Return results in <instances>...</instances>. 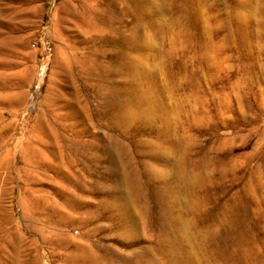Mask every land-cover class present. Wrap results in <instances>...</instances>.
<instances>
[{
    "label": "rangeland",
    "instance_id": "1",
    "mask_svg": "<svg viewBox=\"0 0 264 264\" xmlns=\"http://www.w3.org/2000/svg\"><path fill=\"white\" fill-rule=\"evenodd\" d=\"M256 31L263 32L257 40L264 45V0H0V264H69L65 258L80 245L102 264H121L130 257L121 254L135 248L150 246L154 254L153 239L128 242L132 217L123 214L129 210L138 219L150 194L159 211L149 201L138 229L143 233L140 224L152 220L146 235L159 239L164 235L156 218L160 223L165 217L168 232V216L187 214V200L168 176L171 144L188 135L194 151L213 153L219 139L230 136L220 129L213 106L237 82L244 83V96L255 83L264 89V67L251 66L247 46L233 52L234 39L256 44ZM221 40L227 43L226 69L215 72L205 61L204 45ZM190 105L201 117L207 109L212 121L189 126L184 113ZM254 126L260 135L264 115ZM259 135L246 145L222 147V154L232 153L239 178L218 181L202 195L208 200L204 214L242 197L245 174L254 166L246 157ZM139 153L152 170L148 184L132 177L143 167L122 165L128 156L136 162ZM122 168L131 171L129 180L113 174ZM125 186L132 197L142 189L139 207L122 203ZM68 198L78 201L74 210ZM259 207L244 212L236 232L255 222L258 242L246 241L245 254L254 247L249 258L264 260ZM175 227L186 230L181 219Z\"/></svg>",
    "mask_w": 264,
    "mask_h": 264
},
{
    "label": "bare ground",
    "instance_id": "2",
    "mask_svg": "<svg viewBox=\"0 0 264 264\" xmlns=\"http://www.w3.org/2000/svg\"><path fill=\"white\" fill-rule=\"evenodd\" d=\"M106 23H108V21ZM240 31L241 30L239 28L237 35H239ZM262 34L263 32L256 33L255 40L259 39ZM236 38L237 40L240 39L239 37ZM125 40L126 38H123L121 41ZM235 40L236 39L232 41L234 42L232 43L233 52L240 53V50L244 48V46H247V50L249 52L247 60L251 64V66H259L260 68L264 67V45H261L259 43V40H257L258 43L256 42V44L254 45V40L249 41L243 39L240 44L235 42ZM207 44L204 45L205 61L211 64L215 72H221L226 69L227 59L223 56L225 55V53H227V43L221 40V42L218 44H214L212 42V46ZM252 46L254 47L253 49ZM217 53L219 54V59L215 57ZM120 55L123 57L126 54L121 53ZM123 59L127 60V56H125ZM253 83L254 81H252V84ZM242 85H244V83L237 82L233 85L230 94L224 93L222 98L220 97V95H217L216 97L213 106L214 115L217 117L215 120L220 125V129L229 131L230 136L221 137L219 139V147L215 149V152H210L213 149H209L208 151H194L191 147L189 140L190 138L188 135H184L182 137V140H177L176 142L171 144L172 150L170 152L173 157L166 160L168 162V166H171V168L168 169V176L173 180L174 191L187 200V214H184V216H179L176 214V218L168 216V232L165 217H160V223L156 218L155 226L157 227V230H159L164 235L163 239H159L156 236L154 237L150 234L146 235V230L149 228L152 229L154 226V222L152 220H150L148 224L144 222L140 224L142 227V231H144L143 233H141L138 229V219H146L145 209L150 206L148 204L149 201L152 203L151 209H153L154 211L156 210L158 212L160 207L157 203L158 201H155L153 199L154 202H152V196L148 194V196L145 198V201L142 200L145 203L142 205V207H140L138 219L133 213L131 216L129 210L126 211L125 214H123V217H132V219L128 220L132 221V225H130V227H126L125 230V234L128 235V242L132 241L133 243L134 240L135 242L136 240L142 241V237H144L145 239H149L148 242H151L150 239H153L152 242L154 244V247L152 249L155 250L154 254H152L153 251L151 252L150 246H146L144 248L141 247V251H139V249L132 248L133 250L131 251V253L121 254L123 256H130L128 260H123L125 258H120L123 261L121 264L264 263V260L254 259L253 257L249 258V255L254 256L257 252L254 247H252L250 254H245L246 241L252 242L253 246H256V243L258 242V238L253 233L252 228L255 227L256 223L252 222V224L248 225V227L242 232H236V227L238 226V224H240L238 222L242 218V216H244V212L247 209L252 206L264 207V131L260 132L261 134L259 135L254 126L258 122L259 117L261 115H264V89L263 86H261L260 84H257L256 86L255 83V86L253 88H248L247 86V91L245 92L246 96H244L241 94ZM199 104L204 105L203 102H200ZM151 110L152 113L155 114L156 111L152 106ZM184 114L187 118L191 119L189 120L191 123H189V126L192 125L194 127H198L201 126L205 120L206 122L212 121V117L210 116L211 114L207 109L204 110L202 117L199 116L197 113L196 105H190ZM198 117L199 120H197ZM141 120H143L142 123H145L147 121L144 119ZM242 131L246 132L245 135L240 134ZM220 135L223 136V133H220ZM257 135H259V137L255 142V147L253 149L254 151L246 157L247 162L252 161L248 163V165L250 166L254 164V166L252 168H249L250 171H248V174H245V177L247 176L248 185L245 187L242 197L238 198V200H236V202L231 205H221L219 207V211L217 210L218 213H214L213 211V213L204 214V207L208 200L203 199L202 195L207 194L208 191L212 189V187H215V185L218 184V181H224L228 178L237 180L239 178L237 175V165L234 162L235 160L229 158L232 153L227 152L222 154V147H225L228 144H233L236 141H239L242 145H246L249 143L252 136ZM182 144L184 145L182 146ZM105 153L107 154V152ZM139 154V158L136 162H134L135 159H133V157L128 156L129 158H127V160L124 161L122 165L133 163L137 164L138 167H143L142 172H140V176L135 175L132 177L135 180L143 179L145 180V183L148 184L151 177L150 172H152V170L148 166V161H146L148 157L145 155H141V153ZM108 158L110 160V165H112V168H116L117 166H115V159L110 155L108 156ZM122 171L121 173H119V171L115 169L112 172L115 175L116 179L126 177V180H129L131 171L123 168ZM231 187L224 188L221 190V192L223 194H226ZM83 188L85 189V191H87V188L85 186H83ZM76 189L82 191V189L78 185H76ZM140 189L141 188L139 187L134 197H132L128 193L129 186H125L122 192H120L122 203H125L129 207V209H134L135 206L139 207L136 202L140 200H138L137 198H140L142 195H144V192L142 191V189ZM248 194H253L251 195L252 197L254 196L253 199H251V197L247 198ZM216 200L217 199H215V201ZM67 203L72 210H74L78 206V201H74V199L72 198H68ZM217 203L218 205L220 204V202ZM108 205H110L109 202L107 203V206ZM116 207L117 204L115 205V208ZM87 212L85 213L87 214ZM58 213H56V215ZM170 213L174 215L175 211L170 210ZM262 214L264 213H261V215ZM64 215L66 216V214ZM246 215L250 216V213H247ZM119 216L120 215H117L118 219ZM179 219L184 220L186 224L185 231L179 230L175 227ZM261 220L264 221V217ZM241 221L243 222V219ZM129 228H131L132 230H129ZM65 259L66 263L69 264L103 263V260H98V256L96 255V253L91 250L90 247L85 245L78 246ZM114 263L116 262L114 261ZM110 264H112V261Z\"/></svg>",
    "mask_w": 264,
    "mask_h": 264
}]
</instances>
